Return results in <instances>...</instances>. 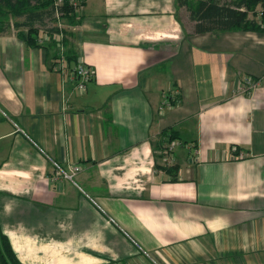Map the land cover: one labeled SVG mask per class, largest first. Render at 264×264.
Instances as JSON below:
<instances>
[{
	"label": "crops",
	"instance_id": "obj_1",
	"mask_svg": "<svg viewBox=\"0 0 264 264\" xmlns=\"http://www.w3.org/2000/svg\"><path fill=\"white\" fill-rule=\"evenodd\" d=\"M76 15L64 70L50 39L0 34V232L17 259L264 264V31L195 32L177 0ZM76 60L93 70L81 94Z\"/></svg>",
	"mask_w": 264,
	"mask_h": 264
},
{
	"label": "trees",
	"instance_id": "obj_2",
	"mask_svg": "<svg viewBox=\"0 0 264 264\" xmlns=\"http://www.w3.org/2000/svg\"><path fill=\"white\" fill-rule=\"evenodd\" d=\"M56 1L0 0V34L13 27L17 37L29 46H36L40 43H37L39 35L35 23L44 21L43 32L48 33L49 43L52 48L55 47L59 42L55 38L58 29L54 27L56 8L68 24L74 25L79 21L74 13V6L69 0H62L60 5H57ZM177 3L186 7L189 18L195 22V32L212 31L218 34L222 31L238 29L264 31V9L256 13L259 15V20L248 18V12L254 13L257 5L263 7L264 0H177ZM22 28H26V31ZM63 30L66 29L63 28ZM63 39L64 37L60 41L66 48V57L69 60L75 59L70 47H66L68 37ZM0 264H23L17 259L7 236L1 232Z\"/></svg>",
	"mask_w": 264,
	"mask_h": 264
},
{
	"label": "built area",
	"instance_id": "obj_3",
	"mask_svg": "<svg viewBox=\"0 0 264 264\" xmlns=\"http://www.w3.org/2000/svg\"><path fill=\"white\" fill-rule=\"evenodd\" d=\"M56 3L57 5H60L62 3V0H57ZM70 3L74 6V13H80L83 5V0H70ZM54 16L56 19L54 27L58 29V34L56 35L58 39H56L59 41L55 45V52L57 53L55 66L57 67V70H64L65 66L67 65L65 59V48L62 44V41H60L64 37V34L62 32L64 28L63 21L61 18L62 13L59 12L56 8ZM47 40H49V35L47 32L44 31L41 35H39L37 42L42 43ZM69 77L70 81L73 83L75 91L81 94L86 91L87 84L93 77V70L90 66L83 63L82 60H76V62L69 69ZM259 81L260 80L254 79L249 75H245L244 77H242L241 84L238 86V91L246 94L251 93L255 88L259 86ZM17 130L23 132V130L20 128H17ZM175 144L176 142L172 141L168 146L169 149L171 150ZM78 170H80V167L76 164L69 165L64 168L55 163L56 177H61L63 179L74 181V177L77 174Z\"/></svg>",
	"mask_w": 264,
	"mask_h": 264
},
{
	"label": "rangeland",
	"instance_id": "obj_4",
	"mask_svg": "<svg viewBox=\"0 0 264 264\" xmlns=\"http://www.w3.org/2000/svg\"><path fill=\"white\" fill-rule=\"evenodd\" d=\"M83 1H84V0H83ZM69 5H70V4H69ZM61 18H62V21H63L64 28L67 29V26L69 25L68 22H67V20H65V19L63 18V16H62ZM189 21H190V20H189ZM65 32H66V30H63L64 39L67 38ZM57 34H58V31L55 33V38L58 39V37L56 36ZM64 39H63V40H64ZM62 44H63V42H62Z\"/></svg>",
	"mask_w": 264,
	"mask_h": 264
},
{
	"label": "bare ground",
	"instance_id": "obj_5",
	"mask_svg": "<svg viewBox=\"0 0 264 264\" xmlns=\"http://www.w3.org/2000/svg\"><path fill=\"white\" fill-rule=\"evenodd\" d=\"M70 1V0H69ZM71 4V3H70Z\"/></svg>",
	"mask_w": 264,
	"mask_h": 264
}]
</instances>
